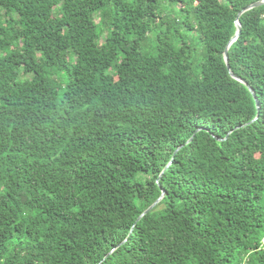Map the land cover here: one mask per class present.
Returning a JSON list of instances; mask_svg holds the SVG:
<instances>
[{
    "label": "trees",
    "instance_id": "trees-1",
    "mask_svg": "<svg viewBox=\"0 0 264 264\" xmlns=\"http://www.w3.org/2000/svg\"><path fill=\"white\" fill-rule=\"evenodd\" d=\"M259 1L0 0V264H264Z\"/></svg>",
    "mask_w": 264,
    "mask_h": 264
},
{
    "label": "water",
    "instance_id": "water-1",
    "mask_svg": "<svg viewBox=\"0 0 264 264\" xmlns=\"http://www.w3.org/2000/svg\"><path fill=\"white\" fill-rule=\"evenodd\" d=\"M261 5H264V0L249 5L248 7H246L244 10H242V11L239 13V16H241L244 12H247V11H249V10H251V9H254V8H256V7H259V6H261ZM239 16H238V19H237V21H236L237 33L233 36V38H232V39L230 40V42L228 43V45H227V47H226V49H225V52H224V57H225V61H226V64H227V67H228V70H229L230 75H231L234 79H236V80H238V81H241L242 83H244L245 85H247V86L249 87V85H248L243 79L239 78L238 76H236V75L232 72L231 67H230V64H229V54H228L229 49H230V47L232 46V44L238 39V37H239V35H240V33H241V23H240V21H239ZM249 88H250L252 94L254 95V98L256 99L258 105H259V101H258V99H257V96H256L255 92L253 91V89H252L251 87H249ZM167 168H168V167H167ZM158 182H159V181H158ZM164 195H165V191H163L161 197H160V198H159V199H158V200H157L152 206H150V207H149V208H148V209H147V210H146V211H145V212L139 217L138 221H140V220H141V219H142L147 213H149L151 210H153V209H154V208L160 203V201L163 199ZM123 244H124V243H123ZM123 244H121V245H123ZM121 245H119V246H121ZM115 250H116V249L112 250L111 253H113ZM111 253H110V254H111ZM110 254H109V255H110Z\"/></svg>",
    "mask_w": 264,
    "mask_h": 264
},
{
    "label": "rangeland",
    "instance_id": "rangeland-1",
    "mask_svg": "<svg viewBox=\"0 0 264 264\" xmlns=\"http://www.w3.org/2000/svg\"><path fill=\"white\" fill-rule=\"evenodd\" d=\"M263 243H264V240H263Z\"/></svg>",
    "mask_w": 264,
    "mask_h": 264
}]
</instances>
